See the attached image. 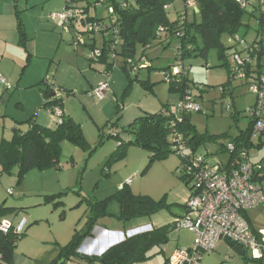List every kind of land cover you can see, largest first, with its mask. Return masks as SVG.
Wrapping results in <instances>:
<instances>
[{
	"label": "rangeland",
	"instance_id": "1",
	"mask_svg": "<svg viewBox=\"0 0 264 264\" xmlns=\"http://www.w3.org/2000/svg\"><path fill=\"white\" fill-rule=\"evenodd\" d=\"M94 2L95 0H86L78 3V9L81 12L86 10L87 6L89 7L87 14H79L78 17L80 19L81 16L83 18L96 17L103 19L105 23H109L110 17L106 6L94 7ZM49 6L50 8H46L49 23L55 24L50 19V16L53 13L63 11L65 0H50ZM182 9V12H184L185 5L183 1L177 0L168 12L169 17L175 20L177 11ZM188 10V19L193 21L192 10ZM251 11L252 9L248 13H252ZM259 18V11L256 13V17L249 15L244 17L243 22L249 25L250 29L243 28L239 35L245 37L249 44L252 43L256 36ZM74 30L77 31V36L84 39L86 46L80 45L78 50H75L72 45L74 40L72 38V41L70 40L68 33L63 34V38L66 41L64 43L69 44L70 51H77V54L83 56L85 60L82 61L84 62V67H87L96 76L104 77V82H109L111 75L115 74V85H112L111 91H116L117 95H119L114 98L116 104H113L110 93H107L104 104H107V108L109 107V113L107 114V108H105L104 116L109 118H96L103 122L101 127L95 125L90 118H76L79 123H84V134L89 144V149L83 150L69 142H65L62 145L59 168L44 171L31 170L18 183V169L14 168L11 175L2 174V165L0 164V205L5 204L6 207L17 210L16 214L6 218L12 224L17 225L22 218H25L27 222L30 219L42 221L40 227L35 230L49 232L50 236L56 237L65 246L71 241L75 230L81 231L85 227L89 201L101 202L117 194L120 185H125L126 181H128L127 179L133 180L129 189L134 195L148 196L156 201L167 196L169 209L154 215L155 217H145L131 221H119L112 218L102 219L99 222V227H96L94 231L97 239L86 241L79 250V253L81 251L83 253L81 255L93 257L100 256L101 252L106 251L114 244L120 243L125 237L169 225L173 218L182 216L186 212L183 205L188 200L189 191L178 173L182 158L170 152L165 159L151 161L152 154L143 148L127 145L126 142L130 140V137L123 133L134 119L138 117L139 105H143L144 111L146 109L149 113L159 112L166 106L169 109H175L180 105V92L171 91L170 84L165 82L163 76L167 68H173L177 63V44L175 42L168 46L164 44L166 47L161 46L162 44H155L153 48L147 51L146 55L151 61L153 69L144 67V65L149 63L140 60L143 47L138 46L135 60H140L139 64L142 68L138 71V79L134 82V88L130 90L128 96H124L128 87L124 88L127 81L125 79H128V81L136 79L133 71L128 73L122 70V66L125 64L124 59L119 57L115 66L110 70V76H106L105 71L102 70L106 64L103 65L102 62L94 63L90 61L89 57V53L93 48L101 49L104 41L112 39L114 36L111 33H86L87 24L83 25L82 23L77 25ZM223 42L226 46H233V41L230 37L224 38ZM91 45L94 47L91 48ZM230 53L229 51L228 56ZM228 60L232 63L231 56ZM78 62L77 59L72 60L68 54L64 58L63 68L77 65ZM184 64L189 69V80L195 85L197 84V87L200 86L203 89L201 92L196 88L199 95L198 103L203 110L191 115L192 125L201 134L220 137L218 144H210L202 148L201 151L203 154L210 153L211 160L214 159L213 162L226 164L230 157L223 146L230 139L222 138L221 136L228 134L230 137H237L241 131H245L249 127L251 119L247 115L246 110L255 105L256 97L249 93L247 87L241 82L236 81L229 86L227 85L229 68L223 66L224 63L219 60L215 50H211L207 58L187 57L184 60ZM140 81H145L147 85H152L153 90L146 91L143 89L139 83ZM85 82L83 74L79 73V75H76L75 81L70 86L73 88L72 92L74 95L64 97V100L87 97L86 99L91 103L92 109L99 110L101 108L99 106L100 100L96 97H89L88 93L86 94L89 89L84 87ZM225 86L233 92L235 108L231 111L232 113L226 111L227 104L231 102V99L229 96L224 95L223 87ZM83 87L86 90H81L84 89ZM147 93L151 95H146ZM148 102L150 107L147 108ZM118 105L121 110L119 114L116 108ZM71 106L77 109L80 108L76 101H72ZM117 114L120 116L118 130L121 132L123 141H125L124 146L120 149L117 147L118 142L115 138H107V135H105L107 129L102 132L103 127L107 123L110 124L117 121L119 117ZM234 114L237 116L235 120ZM3 120L0 121L3 122ZM6 120L4 122L7 127L5 137L10 139L11 133H13L10 128L12 120L11 118H6ZM1 122L0 138L3 131ZM21 127L26 129L27 125H22ZM102 134L105 138L103 143L99 144L100 135ZM251 143L253 146L247 149L249 159L253 163H261L264 166V134L261 136L253 135ZM58 194L62 195L55 201L49 203L45 201L47 196ZM59 202L62 204L56 205ZM247 216L254 228L264 229V208L251 210L247 213ZM104 225L105 227H103ZM29 228L28 224L26 232L29 231ZM178 238L191 242L194 239V235L188 230H180L178 233L175 230L171 231L166 245L154 247L149 253L150 258L143 263L137 264H165L174 250L177 249L176 240ZM214 255L218 257L216 259L217 262L214 264H245L242 257L231 247H226V249L219 248ZM224 258L226 262L222 263L221 261ZM71 264H88V262L85 260H74ZM247 264H264V260H250Z\"/></svg>",
	"mask_w": 264,
	"mask_h": 264
},
{
	"label": "trees",
	"instance_id": "2",
	"mask_svg": "<svg viewBox=\"0 0 264 264\" xmlns=\"http://www.w3.org/2000/svg\"><path fill=\"white\" fill-rule=\"evenodd\" d=\"M76 1L80 3L81 1L84 2L86 0ZM102 1L103 6H106V8H115V15L118 19L115 26L118 30V45L116 46V49L111 51L116 41L114 37L105 40L101 49L103 52L101 60L107 64L108 72H110L115 66L116 60L119 57L124 59L125 64L122 66L124 72H132L128 61L138 65L140 60L146 61L150 64V67L148 68L153 69L146 52L157 43L164 44L170 41H175L177 43V63L175 67H169L164 71L163 76L165 82H167L165 74H172L171 79L169 78L170 80L167 82L170 84V90L180 92L181 101L184 100L187 94H190L195 98L197 103L199 98L197 89L201 92L203 89L200 86L197 87V84L195 85V83H192L189 80V69L185 66L184 60L187 57L207 58L210 51L215 50L219 60L223 61V66L229 68L230 73L231 66L228 58L230 56L233 57L235 46H226L223 39L239 35L243 28L250 29L249 25L244 24L243 20L245 15L253 16L252 13H248L249 10H244L236 0H194L195 8L198 10V13H193V21H189L186 11H184L186 14L185 21L181 19L183 12L178 13L175 20H172L169 17V9L174 6L177 0H128V7L123 9L119 6L117 0ZM181 1H183V4L185 5V10L188 9V0ZM99 2L100 0H95L93 3L94 7ZM88 4L90 3L88 2ZM166 6H169L170 8L165 9ZM255 8H258V5L257 7H253V9ZM88 11L89 7L87 6L86 10H83L82 12L79 11L80 13L78 12V15L87 14ZM17 18L18 30L23 41L26 37L24 23L19 13L17 14ZM93 22H103V19H98L96 17L83 18L81 16V23L83 25H88ZM259 25L261 26L260 23ZM160 27H164L166 30V34L163 36L158 35V29ZM262 30H257V33H262ZM86 33L90 32L87 31ZM102 33H111L115 36L112 28H109L106 32ZM138 46L143 47L142 58L139 61H136L135 56ZM229 51L231 53L228 56ZM180 52L181 56H179ZM113 55L116 56L115 59L113 58ZM180 61H182L184 69L186 70H181L179 74L174 75L173 71L180 66ZM134 74L136 79L129 80V85L124 96H128L135 80L138 79V73ZM46 80L47 79L43 80L39 85L43 87V92L45 93L46 104L44 107L51 111L56 108L61 110L64 98L56 99L52 86H50ZM139 83L146 91L153 90L152 85H147V82L140 81ZM232 83L233 82L229 76L227 85L229 86ZM223 88L224 95L229 96L231 99L229 111L226 107V111L230 113L233 111V108H235L233 93L227 86ZM61 90L64 92L65 97L74 95L72 91ZM116 108L119 114L121 112L119 105L116 106ZM171 110L172 108L169 109L166 106L159 113H144L142 116L136 118L123 132L130 137V140L126 142V144L134 145L149 151L152 154L151 161L165 159L168 154L172 152L170 147L172 146V133L175 130H178L186 138V147L188 149L186 152L187 161L205 155L201 151L202 148L207 147L210 144H218L220 137L201 134L197 131L196 127L192 125L191 115L194 113L182 112L179 114V117H177V114L171 116L164 115L165 111L170 112ZM233 117L235 120L237 116L234 114ZM119 119L120 116L116 122L108 123L109 125L107 124L109 128L105 126L102 129V132L105 129H109L110 132L105 135H107V138L113 137L117 140L118 149L122 148L125 142L123 141L121 132L118 130ZM172 124L176 127L174 128ZM22 125H27V128H22ZM254 126L255 122L251 120L249 127L245 131H241L237 137H230L228 134H224L221 137L229 138L235 142L238 149H250L253 146L251 139L254 135ZM112 127H115L117 130L113 131ZM104 138L103 134L100 135L99 144L103 143ZM64 142H69L83 150L89 149V144L84 135L82 126L76 123L72 118H65L63 116L61 118V123L57 122V127L55 129L42 127L34 123L32 120L18 123L17 127L14 129L12 138L10 140L5 138L2 139L0 144L1 173L11 175L13 169L17 168V179L18 183H20L25 175L31 170L37 169L44 171L57 169L59 168L62 144ZM179 175L189 191L190 181L187 180L184 174ZM129 187L130 186L124 185L119 189L117 194L104 201H89L85 227L81 231L75 230L71 241L67 245L61 247L60 257L56 264H69L73 262V260H85L88 264L143 263L150 258L149 253L154 247L166 245L168 243V236L170 232L174 230L173 222L149 232L125 237L120 243L107 249L101 256L87 257L82 256L79 253L80 248L87 240L96 238L94 231L96 227H99V222L102 219L112 218L119 221H131L145 217H152L163 210L169 209L167 196L156 201L148 196L134 195ZM61 195L62 194L47 196L45 201L47 203L55 201L60 198ZM59 204L62 203L59 202L56 205ZM183 207L187 210L186 204H184ZM16 213V209L8 208L5 204L0 205V220ZM245 216L249 221L247 214ZM24 236L25 233L18 236L14 234L13 230L8 234L0 232V264H13L18 243ZM228 243L229 246L242 257L245 264L250 260H254L250 257L248 251L241 246L232 242ZM167 263L168 261L165 264Z\"/></svg>",
	"mask_w": 264,
	"mask_h": 264
},
{
	"label": "built area",
	"instance_id": "3",
	"mask_svg": "<svg viewBox=\"0 0 264 264\" xmlns=\"http://www.w3.org/2000/svg\"><path fill=\"white\" fill-rule=\"evenodd\" d=\"M244 10L253 9V0H236ZM119 6L128 7V0H117ZM103 6V1L95 5ZM195 7V2L187 1V8ZM166 6L165 9H169ZM78 2L76 0H65V7L62 12L54 13L50 19L65 32H69L71 26L78 18ZM110 22H93L87 25V31L90 33H102L112 28L115 35V43L112 50L118 45V30L116 23L118 21L115 15V8H107ZM260 12L259 23L262 26L261 38L249 44L245 38L240 35L231 37L235 53L232 57L230 78L232 82H241L245 85L252 95L256 97L254 106L246 110L250 119L255 122L253 134L260 136L264 134V0H258ZM186 14L182 13V20L185 21ZM184 17V18H183ZM183 24V22H182ZM164 27L158 29V35H165ZM84 39L80 36L74 38L72 43L74 49L80 45H85ZM101 49H92L89 55L90 61L98 62L102 59ZM181 56V52L179 53ZM115 59L116 56L113 55ZM182 58V57H181ZM146 62V61H145ZM130 68L134 73L142 68L139 64L128 61ZM180 66L175 68L173 73L177 75L184 69L182 61ZM150 67V64L144 65ZM167 82L172 74H165ZM170 78V79H169ZM46 82L52 86L56 99L65 97L64 92L56 87L52 80L48 78ZM0 83L7 88L10 85L6 79L0 75ZM108 83H101L91 92L92 97L102 100L107 91ZM230 102L227 104L229 111ZM202 111V107L196 102L195 98L187 94L175 109L170 112L165 111L164 115L195 113ZM227 111V112H228ZM51 113L56 117L58 123H61L63 117L61 111L56 108ZM175 128L176 126L172 124ZM225 152L229 155V161L226 164L216 163L211 160V154L192 158L187 161L186 138L178 130L172 133L171 151L180 156L183 163L178 170L179 174H184L190 181V190L188 200L186 201L187 213L183 217H176L173 220L174 230H188L194 235V241L189 247L177 248L168 260L167 264H202L204 256L214 253L217 244L224 240L241 246L248 251L250 257L254 260L264 259V229H256L246 218V214L255 209L264 208V166L261 163H253L249 159L247 149H238L237 144L229 140L225 145ZM133 180L129 179L126 186H131ZM123 187V186H122ZM121 187V188H122ZM12 194V192H10ZM27 221L22 219L16 226L6 218L0 220V232L8 234L11 230L16 235L25 233Z\"/></svg>",
	"mask_w": 264,
	"mask_h": 264
},
{
	"label": "crops",
	"instance_id": "4",
	"mask_svg": "<svg viewBox=\"0 0 264 264\" xmlns=\"http://www.w3.org/2000/svg\"><path fill=\"white\" fill-rule=\"evenodd\" d=\"M49 2L50 0H0V75L5 78L10 85V88H7L0 83V120H5H3V122L0 121L3 126L0 144L2 139H8L5 137L7 127L4 122L7 121L6 118H11L12 120L10 128L13 130V133L18 123H23L29 120H32L37 125L45 128L55 129L57 127L56 117L51 113V110L44 107L46 104L45 93L43 92V87L39 85L45 79L50 78L56 87L66 91H72L73 88L70 86L73 84V81H75L76 75L81 73L85 77L86 82L84 87L89 89V91L86 92V94H89V97H92L91 92L101 83H108L109 89L107 93H110V98L112 99L113 104H116L114 98L119 96L116 91H111L112 85H115V74L111 75L109 82H104V77H98L90 72L87 67H84V62L82 61L85 60L83 59V56L77 54V51V53L70 51L68 47L69 44L64 43L66 42L63 38L64 33L70 35V40L71 38L74 40V38L77 37V31L74 30V28L81 23V19L79 17L76 19L69 32L63 31L56 25V23H49L48 13L46 12V8H50ZM257 5L258 0H253L252 6L257 7ZM188 9L185 11L188 12ZM191 10L192 14L194 12L198 13L195 7ZM182 11L183 9L177 11V16L178 13H181ZM251 12L253 14L252 17H256L258 10L255 8L252 9ZM18 13L24 23L26 34L23 41L18 30ZM259 29L262 30L260 25L258 26V31H260ZM260 33H257L256 30V36L252 43L256 39L261 38L260 36L262 33ZM174 42L175 41H170L164 44L168 46L170 44L172 45ZM164 44L161 45L157 43V45L166 47ZM92 46L93 45H91V48ZM154 46L155 45H153L152 48ZM68 54L71 56L72 60L77 59L79 62L77 65H71L69 68H63L64 58ZM81 54L83 55V53ZM118 59L119 58H117L116 63ZM99 62H102V60L97 63ZM102 64L104 65L106 63L102 62ZM231 65L232 63H230V66ZM104 67L105 68L102 70L105 71V75L110 76L107 64ZM229 74L228 71V75ZM125 81L124 88L129 84L128 79H125ZM85 88L81 90H86ZM146 95L151 94L147 93ZM105 97L100 100L99 106L101 108L99 110L92 109L93 107L89 100L86 99L87 97H78L76 99L69 98L67 101L64 100L63 107L60 111L65 118H72L76 123L80 124L83 131L85 130L84 123H79L76 118H90L95 125L101 127L103 122L96 118H109L108 116H104L106 111L105 108H107V104H104L106 101ZM72 101H76L80 105V108H73L71 106ZM148 107H150L149 102L147 103V108ZM108 108L107 114L109 113ZM138 111V117L142 116L144 113H149L146 109L144 111L143 105H139ZM161 111L162 109L159 112ZM14 124H16V126H14ZM107 124L105 126L108 127L109 124ZM112 128L113 131L117 130L114 127ZM109 132V129H107L105 134H108ZM13 133H11V138ZM122 186L124 185H120L119 188ZM186 213L187 210L183 215ZM173 220L174 218L169 224H171ZM28 224L30 226L29 231L25 233L23 239L18 243L13 264H56L60 257L61 247L63 246L60 240L54 236H50L49 232L45 230H35L40 227L42 221L30 219V221L27 222V225ZM13 226L16 225L13 224ZM103 227H105V225ZM95 239H97V237ZM193 241L194 239L189 242L186 239L178 238L176 240V246L177 248L191 246ZM226 247L230 248L229 243L224 240L220 241L216 246V252L214 251V254L217 253L219 248L226 249ZM104 252L105 251L101 252L100 256ZM80 254H83L82 251ZM214 254L212 253L211 255L209 254L210 256H204L202 264H211V262H213V264L216 263L218 257ZM221 262L225 263V258Z\"/></svg>",
	"mask_w": 264,
	"mask_h": 264
},
{
	"label": "water",
	"instance_id": "5",
	"mask_svg": "<svg viewBox=\"0 0 264 264\" xmlns=\"http://www.w3.org/2000/svg\"><path fill=\"white\" fill-rule=\"evenodd\" d=\"M196 11L198 12V10L196 9ZM53 96V95H52Z\"/></svg>",
	"mask_w": 264,
	"mask_h": 264
}]
</instances>
